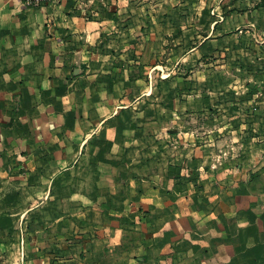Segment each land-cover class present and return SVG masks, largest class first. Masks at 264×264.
I'll list each match as a JSON object with an SVG mask.
<instances>
[{"label": "crops", "instance_id": "1", "mask_svg": "<svg viewBox=\"0 0 264 264\" xmlns=\"http://www.w3.org/2000/svg\"><path fill=\"white\" fill-rule=\"evenodd\" d=\"M0 264H264V0H0Z\"/></svg>", "mask_w": 264, "mask_h": 264}, {"label": "built area", "instance_id": "2", "mask_svg": "<svg viewBox=\"0 0 264 264\" xmlns=\"http://www.w3.org/2000/svg\"><path fill=\"white\" fill-rule=\"evenodd\" d=\"M26 5L38 6L46 0H22Z\"/></svg>", "mask_w": 264, "mask_h": 264}, {"label": "rangeland", "instance_id": "3", "mask_svg": "<svg viewBox=\"0 0 264 264\" xmlns=\"http://www.w3.org/2000/svg\"><path fill=\"white\" fill-rule=\"evenodd\" d=\"M244 88V87H243Z\"/></svg>", "mask_w": 264, "mask_h": 264}]
</instances>
